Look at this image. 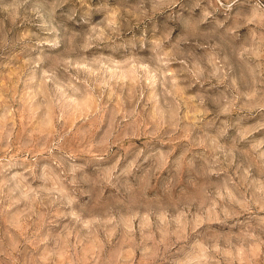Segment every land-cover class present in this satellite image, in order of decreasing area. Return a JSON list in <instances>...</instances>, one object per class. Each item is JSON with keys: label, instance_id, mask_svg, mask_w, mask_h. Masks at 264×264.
Returning <instances> with one entry per match:
<instances>
[{"label": "clouds", "instance_id": "1", "mask_svg": "<svg viewBox=\"0 0 264 264\" xmlns=\"http://www.w3.org/2000/svg\"><path fill=\"white\" fill-rule=\"evenodd\" d=\"M0 264H264V0H0Z\"/></svg>", "mask_w": 264, "mask_h": 264}]
</instances>
